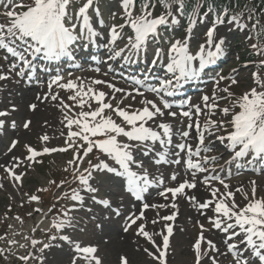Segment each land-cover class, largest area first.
Masks as SVG:
<instances>
[{"label":"snow or ice","instance_id":"6c2138e0","mask_svg":"<svg viewBox=\"0 0 264 264\" xmlns=\"http://www.w3.org/2000/svg\"><path fill=\"white\" fill-rule=\"evenodd\" d=\"M74 3L75 0H30L28 4L23 3V0L20 2L0 0V7L3 8L0 15L4 17V21L0 22V52L3 53V59L8 62L7 72H14L17 77L23 78L26 74L35 73L41 67L42 61L51 63L64 57L71 59L79 42L95 43L98 40L104 31L105 22L100 18L99 7L94 6L96 0H83L79 7H73ZM119 3L123 22L112 24L107 29L108 44L112 46L108 60L119 58L128 64L138 63L141 54H146L151 44L162 39V30L169 24L181 23V18L186 14V0H119ZM201 8L202 5L197 3L188 15L187 32L183 38L168 41L167 48L157 46L153 49L154 58L151 64L153 68L162 69L164 75L152 76L155 84L145 83L149 79L147 74L143 79L133 80L134 85L145 88L153 98L146 96L141 87H133L131 91H126L100 79H92L90 84L85 86L83 78L79 77L77 80L68 79L66 82H62L64 77L60 74L51 78L48 83L49 93L43 99H48L50 95L52 100H59L65 109L72 111L75 107L80 110L72 116L65 113V126L68 131L63 146L51 148L46 146L42 151H37L26 145L29 155L25 159L34 161L43 154L71 150L73 155L67 163L72 168V183H75L76 187L64 193L63 198L71 203L54 216L47 230V242L25 237L40 255L30 252L20 257L21 260L27 262L31 258L37 260L39 264H44L45 250L52 248L54 242L59 241L71 246L74 251L70 264H102L100 257L96 255L98 248L95 245L84 244L74 239L67 231L75 228L71 213L76 211L78 206H83L86 197L96 205L112 209L111 200L100 195L102 185L95 183L99 174H111L115 178H120L128 197L144 201L145 193L164 183L162 176L153 175L145 159L150 153L155 152L156 165L168 163L180 165L183 161L193 176L192 181L184 180L175 187H167L160 191L159 195L168 199L170 193L173 200L177 196H184L194 208L201 211V214H204L203 210H211L213 215L207 217L211 227L225 236L223 244L227 253L222 252L215 242L205 237L204 232L207 229L201 224L199 236L192 246L194 264H201L204 257L208 258L210 264H219L214 253L230 254L232 264H264V198H257L255 181L252 182L251 196L244 195L246 203L243 207L236 202L235 193L229 190L230 186L225 180L215 174L205 175L201 181L208 189L210 198L200 201L195 195H189L185 191L196 188L197 172L215 173V168L210 169L208 165L210 162L214 164L217 157L201 155L202 152L210 150L206 139L215 137L224 144L233 161L251 157L248 160L249 164H264V75L260 72L252 74V86L240 95H235L230 90L231 85L238 83L235 78L231 79L228 86L219 88L220 82L228 79L220 76L215 81L219 95L214 91L212 96L203 95L200 98L201 102L198 103H192L190 99L182 101L178 106L180 111H174L173 103L167 99L177 95L183 81L198 79L205 68L215 63L222 54L225 39L216 35L217 26L227 23L247 27L241 23L242 12L230 14L228 8L215 10L210 4L202 12ZM90 10L97 17L95 23ZM213 13L214 20L212 27L205 33V42L193 52L190 48L193 28ZM253 17L254 13L249 12L247 19L251 21ZM113 18L115 19V16ZM258 25L259 20H256L252 28L255 30ZM120 41H123V45L117 47ZM252 47L255 49L257 45L253 44ZM260 66L264 68V60L260 61ZM42 70L49 69L45 66ZM96 71L99 72V68ZM8 78V75L0 73V80ZM104 84L112 89L113 93H124L115 106L107 100L108 93L92 87ZM53 85L71 91L73 94L68 99L75 104H65L58 92H52ZM136 95L142 98L140 108L132 109L130 104L120 106L124 99H135ZM112 99H115V95ZM222 100L227 101L223 107L220 105ZM93 103L95 107L92 106ZM30 107L34 110L36 104ZM85 107L87 111L84 110ZM217 111L220 117L213 119ZM6 115L8 113L0 112V116ZM166 117L172 119L168 120ZM177 117L183 118L180 121L183 127H175L173 121ZM201 117L204 118L203 121ZM30 123L25 122L24 128L27 129ZM3 124L4 122L0 120V127H3ZM12 126L15 127V122ZM74 127L76 130H73ZM176 135L180 136V141L174 143ZM190 138L195 144L189 142ZM40 139L46 142L49 137L43 135ZM17 143L13 141L11 147L15 148ZM181 153L184 156H181ZM90 154H95L94 158L87 160V167L81 170V165ZM169 156L173 159L169 160ZM194 157L199 159L194 160ZM13 160L19 161V158L13 157ZM15 166L18 167L19 164ZM6 171L15 181L21 180V176L11 168H6ZM170 178L176 181V173ZM212 181H218L224 191L214 187ZM65 183L68 181H62L61 185ZM236 191L241 189L238 188ZM39 199L37 195L30 196L31 201ZM165 207L168 205L143 202L138 214L133 213L126 218L124 231L127 232L136 225L138 220L145 219L144 210ZM171 207L175 209L177 205L172 203ZM52 210L49 209L50 212ZM35 211L40 212L41 209ZM114 212L117 216L121 215L118 207ZM159 219L172 221L175 219V213ZM157 222L156 219L151 221L152 224ZM165 228L167 234L156 233L163 237L162 246L156 245L154 234L146 231L145 224L137 225L136 230L138 236H143L156 249L155 253L149 252L147 248L144 251L159 264H167L166 252L169 248V237L173 233L172 226L166 224ZM35 231L34 228L33 232ZM2 251L0 249V252ZM120 264H128L127 257L122 256Z\"/></svg>","mask_w":264,"mask_h":264},{"label":"rangeland","instance_id":"374dc122","mask_svg":"<svg viewBox=\"0 0 264 264\" xmlns=\"http://www.w3.org/2000/svg\"><path fill=\"white\" fill-rule=\"evenodd\" d=\"M113 5L109 3V6ZM116 5L120 6L118 2ZM221 27V26H219ZM217 27L216 35H220L223 33V27ZM246 74L245 78L246 83L242 85L233 86V89L236 91H240L243 93L246 89L250 88L253 84L252 74L251 73H244ZM242 75V73H241ZM243 75V76H244ZM93 78V77H92ZM91 77H84L83 82L85 86L89 85ZM56 86H53V89ZM52 89V90H53ZM231 90V89H230ZM102 91L108 93V89L104 86ZM53 93H57L56 91H52ZM49 93V89H45L41 92L44 96ZM59 93L61 99H63L65 104L74 105L75 102L68 99L70 95L73 93L71 91L62 90ZM235 95H240L238 92H233ZM114 94H109L107 100L110 101L114 106L121 100L119 93L115 94V99H112ZM21 100V97H20ZM227 101L220 102V105L225 106ZM42 105V104H41ZM44 107L41 106L39 114L43 115L47 112V118L43 121H38L35 126L31 127L30 132H26L22 135L23 137L20 138V145L12 151V154L9 158L3 159L0 162V218L8 212V205H12L13 211L17 212H26L28 209L31 211V215H28V218L24 220L20 213L19 219L13 220L10 219V226L12 228L8 232V236L5 239V243L8 244V241L17 240V244H20L19 237H22L23 233H30L28 232L29 225L33 222L34 214H38L35 209L30 208L29 204L25 199H27V195L31 192H35V190L42 184L46 182L47 176L49 174V169L46 171L47 164H42V159L37 157L34 161H28L25 159L29 153L27 152V146H31L32 148L36 149L37 151H42L44 147H61L64 145V141L66 140L67 136L66 133L68 129L66 128V121H65V113L69 116L74 115V113L79 112V108H73L72 111L65 109L59 102V100H52L50 98L44 99L43 101ZM125 105H129V103L123 102L121 107ZM133 107V104H130ZM95 107V103L92 105ZM139 106L133 108L136 109ZM84 110H88L85 107ZM34 121V120H33ZM119 122V120L117 121ZM73 130H76L75 127ZM64 133L65 135H61ZM43 135H47L49 137L48 141H42L40 138ZM51 154V153H49ZM55 160L62 161L64 157L61 152H55L52 155ZM13 157H18L19 161H14ZM87 159V158H86ZM19 166H15L16 164ZM23 165L27 169V172L24 171ZM85 167V166H84ZM6 168H11L13 172L19 174L21 176L20 181H15L12 176L6 171ZM100 177H96L95 183L102 185V191L100 195L106 196V187L110 186L112 183L111 180L114 178L109 175L99 174ZM182 181V179H179ZM198 186L192 192H187L189 195H195L197 199L205 200L210 198V193L207 188L200 189L201 182L199 179H195ZM178 179L176 181L171 180L167 183L166 187H175L177 184ZM253 181H246L244 184L229 189L230 191L235 193V200L241 207L244 206L246 203L244 199V195L248 194L251 196L252 188H253ZM213 185V184H212ZM214 186V185H213ZM256 187V196L257 198H264V179L262 181H255ZM43 188V187H42ZM241 189V191H236L237 189ZM45 189V188H43ZM38 190V189H37ZM47 190V189H46ZM85 201L89 204V208L95 209L96 211H104L106 210L100 205L94 204L90 199L87 197ZM149 204H166L168 207L165 208H149L144 210L145 219L137 221L136 225H133L127 232L124 231V226L127 220L125 219L127 214L121 217V219H117L114 210L118 207V205H113L112 209H109V212H103L104 217L101 220L92 221L87 224L85 222V232L81 234V230H78L79 227L76 223H80L81 221H77L75 218L76 213L72 212L71 215L73 216L74 220V230L68 229L67 231L71 233L74 239L78 238L79 236L83 239L82 243L84 244H93L98 248V252L96 253L97 256L100 257L102 264H120L121 257H127L128 264H159L157 260H154L151 256L148 255L144 251L145 248L148 249L149 252H156V249L153 245L148 242L143 236H138L136 234L137 225L143 223L146 225V231L149 233L154 234L153 238L156 241L157 246H162L163 237L162 235H158L156 233H163L167 234V230L165 225H170L173 228V233L169 237V244H172L173 249L176 250L174 256H172L171 261H168L169 264H191L192 260V253L190 252V243L195 242L198 238H194L195 233L197 231L196 223L200 222V219L196 217L194 213H192V205L184 196L177 197L174 201L171 199H165L164 197L158 196L154 199H149L146 201ZM21 203H27L28 206ZM70 201H66V206L70 205ZM175 203L178 206V209H173L171 204ZM18 206V207H15ZM141 207L138 208L133 212L128 211L126 213L132 215L133 213L138 214ZM175 213V219L172 221H163L160 220L159 217L171 215ZM79 215V214H78ZM129 215V216H130ZM80 217V216H79ZM112 217V218H111ZM119 217V216H118ZM93 217L87 218L88 220ZM96 218V217H94ZM32 219L31 222H26L27 220ZM156 219L158 222L156 224H152L151 221ZM125 220V222H124ZM114 221L115 224H109L110 222ZM1 222V221H0ZM122 224V225H121ZM164 225V227H163ZM119 228V230L117 229ZM16 229L19 230L18 234H16ZM98 229L100 231H98ZM1 231V230H0ZM1 233V232H0ZM78 234L79 236H77ZM5 234L1 233V237ZM205 237L209 240H212L218 245L217 240L214 237V234H205ZM194 238V239H193ZM79 240V239H78ZM47 242V240L45 241ZM192 245V244H191ZM206 246V245H202ZM8 246L6 245V248ZM39 246H37L38 248ZM35 255H40L38 251L34 250ZM74 251L71 246L64 244L63 242H54L53 247L50 249L45 250L44 253V264H70L71 259L73 258ZM224 255L218 258L219 264L222 263ZM201 263L210 264V261L207 257L201 261ZM37 264L39 262L37 261Z\"/></svg>","mask_w":264,"mask_h":264},{"label":"trees","instance_id":"16d2710c","mask_svg":"<svg viewBox=\"0 0 264 264\" xmlns=\"http://www.w3.org/2000/svg\"><path fill=\"white\" fill-rule=\"evenodd\" d=\"M190 2H193L194 0H189Z\"/></svg>","mask_w":264,"mask_h":264}]
</instances>
